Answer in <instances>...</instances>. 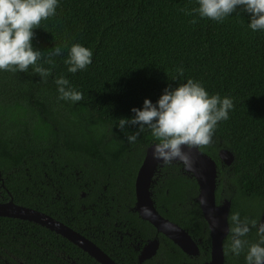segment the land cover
I'll return each instance as SVG.
<instances>
[{
    "label": "trees",
    "instance_id": "16d2710c",
    "mask_svg": "<svg viewBox=\"0 0 264 264\" xmlns=\"http://www.w3.org/2000/svg\"><path fill=\"white\" fill-rule=\"evenodd\" d=\"M196 6V0H59L56 14L41 20L31 40L44 51L37 63L51 69L47 78L32 66L0 71V171L13 201L67 223L119 264L135 257L127 238L114 234V222L121 230L137 228L142 238L155 232L132 207L137 170L156 141L145 129L129 143L136 126L121 129L118 120L188 78L233 100L229 118L199 146L216 162V202L229 199L228 218L239 212L257 224L264 211V32L250 30L240 9L217 23L192 12ZM73 43L93 52L92 63L76 73L64 63ZM54 45L62 53L49 65L44 58ZM61 75L82 93L80 101L58 99L54 79ZM221 147L233 153L230 165L219 159ZM150 190L158 212L199 238L208 254L195 178L178 162L162 163ZM158 237L170 254L165 260L174 264L182 251L162 233ZM246 239L255 242V228ZM229 243L228 232L224 264H245L244 253L233 255ZM65 258L100 264L44 226L0 216V264H71Z\"/></svg>",
    "mask_w": 264,
    "mask_h": 264
},
{
    "label": "clouds",
    "instance_id": "9594fccd",
    "mask_svg": "<svg viewBox=\"0 0 264 264\" xmlns=\"http://www.w3.org/2000/svg\"><path fill=\"white\" fill-rule=\"evenodd\" d=\"M59 0H0V71L26 72L29 66L46 79L51 69L38 64L42 53L32 43L33 29L41 20L53 17ZM197 6L191 11L200 18L222 23L237 9L248 14L247 27L253 32H264V0H196ZM192 23H195V17ZM62 48L53 46L47 52L44 62L52 65V57L60 56ZM93 52L80 43L68 47L64 63L67 71L76 73L85 70L92 63ZM182 73V68H177ZM58 99L76 103L82 93L61 75L54 79ZM233 108L231 97L219 93L209 94L204 85L193 78L176 85L165 87L158 99L143 100L141 107H132L131 117H120L117 127L134 125L137 131L126 137L129 143L137 140L140 132L149 130L156 143L152 146V158L163 164L179 161L186 169L192 167L188 151L211 142L218 123L229 118ZM201 203H205L202 199ZM147 212V209H144ZM228 250L235 256L244 253L245 264H264V223L254 219L241 218L239 212L231 213ZM255 228L256 240L246 238Z\"/></svg>",
    "mask_w": 264,
    "mask_h": 264
},
{
    "label": "water",
    "instance_id": "95a60500",
    "mask_svg": "<svg viewBox=\"0 0 264 264\" xmlns=\"http://www.w3.org/2000/svg\"><path fill=\"white\" fill-rule=\"evenodd\" d=\"M154 143L156 142L145 148L142 162L137 170L134 182L135 202L132 209L137 212L140 218L150 222L157 232L163 233L183 251L189 254L195 253L197 246L189 233L177 223L163 217L154 205L150 184L157 167L162 164L152 158L151 152ZM184 150L188 151L192 158V167L186 169L179 161L174 162L180 163L183 170L193 176L198 185L196 201L207 223L210 237V259L206 264H223V239L229 232L230 200L223 198L218 203L216 202L217 168L215 160L201 151L199 147L191 150L185 148ZM218 157L225 165H230L234 160L233 153L225 147L218 150ZM202 199L205 203H201ZM144 209H147V212ZM0 216L14 217L37 223L66 238L100 264H117L94 242L70 226L45 212L17 204L12 198L6 202H0ZM260 223H264V211L261 213ZM150 242L153 245V251L158 244V240L154 238Z\"/></svg>",
    "mask_w": 264,
    "mask_h": 264
},
{
    "label": "flooded vegetation",
    "instance_id": "af4514ba",
    "mask_svg": "<svg viewBox=\"0 0 264 264\" xmlns=\"http://www.w3.org/2000/svg\"><path fill=\"white\" fill-rule=\"evenodd\" d=\"M82 195H84V193H82ZM10 198H12V197L10 195L9 190L6 188V186L4 184V177L2 175V172L0 171V202H6ZM46 214H48V213H46ZM48 215H50V214H48ZM55 219H57V218H55ZM57 220H59V219H57ZM59 221H61V220H59ZM64 224L67 225V223H64ZM112 230L114 231V234L118 236L119 239H123V236L126 237L128 240V243L132 247L135 259L131 260L129 264H170L168 262V260H165L166 257L168 259V256L170 254L166 250L160 249V239L158 237V233H161V232H157L156 229H155V232L153 234H149L143 238L141 237L140 230H137V228L121 230V228L119 227V225L116 222H114V226H113ZM77 232H79V231H77ZM100 232L103 235L104 230L102 229V230H100ZM79 233H81V232H79ZM81 234L83 236H85L83 233H81ZM85 237L92 241L91 238H89L87 236H85ZM154 238H156L158 240V244H157L155 250L152 251L153 245L151 244L150 240H153ZM191 238L196 243L197 251L195 253L189 254L180 248V250L182 251V254L180 255V259H178L177 261H174L175 262L174 264H206L209 261L210 249H208V254H207L205 249H203V250L201 249L200 239L198 238L195 240L193 237H191ZM92 242H94V241H92ZM97 246L99 248H101L99 245H97ZM172 252L174 253V250H172ZM105 253L107 255H109L107 252H105ZM206 255H208V256H206ZM109 256L116 262V260L111 255H109ZM65 259L67 261H69L71 264H78L73 259H70V260H68V258H65ZM117 264H119V263H117ZM223 264H224V261H223Z\"/></svg>",
    "mask_w": 264,
    "mask_h": 264
}]
</instances>
